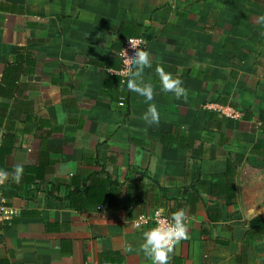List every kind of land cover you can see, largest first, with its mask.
Returning <instances> with one entry per match:
<instances>
[{
    "label": "crops",
    "instance_id": "obj_1",
    "mask_svg": "<svg viewBox=\"0 0 264 264\" xmlns=\"http://www.w3.org/2000/svg\"><path fill=\"white\" fill-rule=\"evenodd\" d=\"M137 37L151 102L116 75ZM158 67L185 97L161 90ZM230 165L237 199L225 206L212 184ZM0 170L18 210L0 228V264H150L139 249L151 226L133 221L167 205L189 230L170 264H238L244 246L264 264V239H244L264 217V0H0Z\"/></svg>",
    "mask_w": 264,
    "mask_h": 264
},
{
    "label": "clouds",
    "instance_id": "obj_2",
    "mask_svg": "<svg viewBox=\"0 0 264 264\" xmlns=\"http://www.w3.org/2000/svg\"><path fill=\"white\" fill-rule=\"evenodd\" d=\"M132 64L130 66L131 75L127 78L125 85L127 90L143 97L145 101L151 102L154 99V88L143 79L145 69L152 67L153 61L148 50L132 48ZM126 56H129L124 50ZM161 90L165 93H172L176 99L185 97L187 89L183 86V81L163 67L156 69ZM142 119L149 125L159 124L160 114L155 104H150L143 113ZM24 175V165L17 164L11 174L14 183H20ZM9 179V174L0 170V182ZM189 239L187 224V212L184 208L177 209L164 223H157L142 234L140 251L150 261V264H170L172 254L181 241ZM131 250V249H129Z\"/></svg>",
    "mask_w": 264,
    "mask_h": 264
},
{
    "label": "built area",
    "instance_id": "obj_3",
    "mask_svg": "<svg viewBox=\"0 0 264 264\" xmlns=\"http://www.w3.org/2000/svg\"><path fill=\"white\" fill-rule=\"evenodd\" d=\"M148 42L144 37L129 38L125 40L120 47L118 52V63L120 65L119 70L116 72V75L120 79L122 86H126L125 82L127 78L131 75L130 66L132 64V58L130 55L134 49L140 48L147 50ZM124 50L129 56H126ZM206 112H213L221 117L226 119L239 121L243 118V112L232 107H223L219 105H206L204 106ZM3 182H0V228L6 226L12 222L18 216V210L10 204V202L4 196L1 185ZM170 217L169 213L166 210H156L151 213H143L137 219L133 221V225L136 229L143 230L147 227H153L157 223H164L165 220ZM181 241V243L185 242ZM180 243V244H181ZM93 264H113L111 262H96Z\"/></svg>",
    "mask_w": 264,
    "mask_h": 264
},
{
    "label": "trees",
    "instance_id": "obj_4",
    "mask_svg": "<svg viewBox=\"0 0 264 264\" xmlns=\"http://www.w3.org/2000/svg\"><path fill=\"white\" fill-rule=\"evenodd\" d=\"M213 194L217 197V201H223L225 206H232L236 203L237 190L235 186V173L233 167L230 165L228 173L222 176L216 177V181L212 184ZM157 210H166L171 216L173 213L169 206L159 208ZM208 216L210 221L217 223L221 219L220 205H216L214 208L208 210ZM245 241L261 242L264 239V217H258L252 220L249 231L244 237ZM223 247H228L227 242H220ZM248 249L247 247L242 248L241 254L237 257L238 264H248ZM111 262V261H105ZM113 263V262H111ZM114 264V263H113Z\"/></svg>",
    "mask_w": 264,
    "mask_h": 264
}]
</instances>
